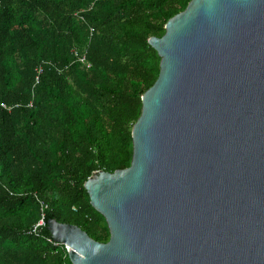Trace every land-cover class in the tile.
I'll list each match as a JSON object with an SVG mask.
<instances>
[{
	"label": "water",
	"instance_id": "95a60500",
	"mask_svg": "<svg viewBox=\"0 0 264 264\" xmlns=\"http://www.w3.org/2000/svg\"><path fill=\"white\" fill-rule=\"evenodd\" d=\"M165 28L131 165L85 182L110 240L48 228L74 264H264V0H190Z\"/></svg>",
	"mask_w": 264,
	"mask_h": 264
},
{
	"label": "trees",
	"instance_id": "16d2710c",
	"mask_svg": "<svg viewBox=\"0 0 264 264\" xmlns=\"http://www.w3.org/2000/svg\"><path fill=\"white\" fill-rule=\"evenodd\" d=\"M189 2L0 0V264H74L48 240L51 218L110 240L85 182L131 165L142 96L160 73L149 39Z\"/></svg>",
	"mask_w": 264,
	"mask_h": 264
},
{
	"label": "built area",
	"instance_id": "2783aa9c",
	"mask_svg": "<svg viewBox=\"0 0 264 264\" xmlns=\"http://www.w3.org/2000/svg\"><path fill=\"white\" fill-rule=\"evenodd\" d=\"M75 54L78 56V61H80L82 63V65L86 66L87 68H90L92 66L91 62L87 59L86 53H79V51L75 48L74 49ZM39 71H42V69L40 68ZM39 81V76L37 77V82ZM3 105L5 106V104L3 103ZM6 107V106H5ZM47 204H42V209L46 208ZM45 220H44V214L42 219L36 224V226L34 227L33 231L36 232L39 230V227L42 225H45ZM49 241H51L54 245H64V247L66 248L67 252H69L71 250V248L69 247L68 244L62 243L60 241H57L54 239V237H50L48 238Z\"/></svg>",
	"mask_w": 264,
	"mask_h": 264
}]
</instances>
